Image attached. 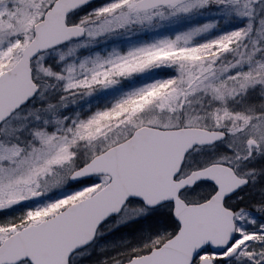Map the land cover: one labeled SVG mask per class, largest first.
<instances>
[{
    "label": "snow or ice",
    "instance_id": "obj_1",
    "mask_svg": "<svg viewBox=\"0 0 264 264\" xmlns=\"http://www.w3.org/2000/svg\"><path fill=\"white\" fill-rule=\"evenodd\" d=\"M0 264H264V0H0Z\"/></svg>",
    "mask_w": 264,
    "mask_h": 264
}]
</instances>
